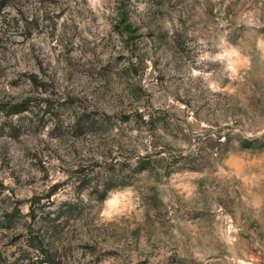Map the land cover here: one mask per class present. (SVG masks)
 <instances>
[{"label":"rangeland","instance_id":"obj_1","mask_svg":"<svg viewBox=\"0 0 264 264\" xmlns=\"http://www.w3.org/2000/svg\"><path fill=\"white\" fill-rule=\"evenodd\" d=\"M0 264H264V0H0Z\"/></svg>","mask_w":264,"mask_h":264}]
</instances>
